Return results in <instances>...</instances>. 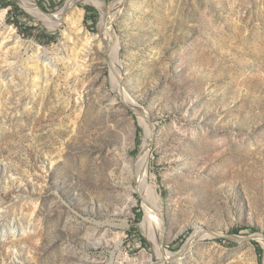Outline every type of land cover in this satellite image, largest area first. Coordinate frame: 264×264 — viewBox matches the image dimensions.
<instances>
[{
    "label": "rangeland",
    "instance_id": "374dc122",
    "mask_svg": "<svg viewBox=\"0 0 264 264\" xmlns=\"http://www.w3.org/2000/svg\"><path fill=\"white\" fill-rule=\"evenodd\" d=\"M70 2L0 0V264H264V0Z\"/></svg>",
    "mask_w": 264,
    "mask_h": 264
},
{
    "label": "bare ground",
    "instance_id": "6f19581e",
    "mask_svg": "<svg viewBox=\"0 0 264 264\" xmlns=\"http://www.w3.org/2000/svg\"><path fill=\"white\" fill-rule=\"evenodd\" d=\"M36 1L37 0H21L22 6H25V8H27L31 13H33L38 18H40V20L43 22L44 25L51 27V28H55L56 27L55 20H51L47 15L41 13V11L37 9ZM75 1L76 0H71L70 5L74 4ZM82 1L87 2V3L101 5L102 7L105 8V5L102 4L100 2V0H82ZM125 2H126V0H118L117 4L120 6L117 5L118 7L116 6L114 8L115 9L114 12L109 10V8H105V15L103 18V23H102V27H103L104 32L111 33V29H112L111 20L114 19V14L117 11V9L120 8ZM77 27H78L77 30L79 32L83 31L82 25L80 23L77 24ZM8 38H13L14 40H16V43L20 42L19 37L12 35L11 33H8ZM109 38H110V50H111L112 60H113L114 64H116L115 66H117V65H119V62L116 58L117 56L115 57V55H116V51L118 53V47H116V45L113 44V40H112L111 36H109ZM111 45H112V47H111ZM3 47H4V41H2V37L0 36V50H2ZM45 52H47V51H45ZM46 57H47V60L51 63V65L56 67V65L53 63V59L50 58L47 54H46ZM116 69H117V67H116ZM149 149H150V143L146 147L145 153L142 156L140 166H139V170L143 169L147 166V163H148L147 157H148ZM2 182H3V172L0 171V185ZM143 188H145V191H146L145 195L140 194L143 198L144 205H145V212H146V219H145L143 227H144L145 233L147 234L149 239L152 241V243L155 245L158 254L163 255L162 254V243H163V232H164L163 228L164 227H163V221H162V215H161L162 210H160L158 205H157L158 201L155 197V192H154L153 188L149 184H147L146 180L142 181V183L141 182L138 183V190L140 191ZM153 201L155 202V204ZM16 235L17 234L14 233L13 236H16ZM200 236H203V235L201 234V235H199V237ZM168 255H169L168 253H164L165 257Z\"/></svg>",
    "mask_w": 264,
    "mask_h": 264
},
{
    "label": "water",
    "instance_id": "95a60500",
    "mask_svg": "<svg viewBox=\"0 0 264 264\" xmlns=\"http://www.w3.org/2000/svg\"><path fill=\"white\" fill-rule=\"evenodd\" d=\"M183 251V250H182ZM182 251H181V253H182ZM181 253H179V254H181Z\"/></svg>",
    "mask_w": 264,
    "mask_h": 264
}]
</instances>
